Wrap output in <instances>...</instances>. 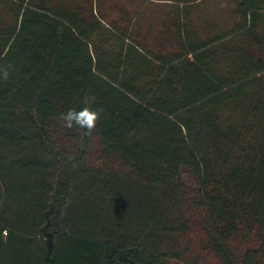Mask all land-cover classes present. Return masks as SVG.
<instances>
[{
  "label": "trees",
  "instance_id": "16d2710c",
  "mask_svg": "<svg viewBox=\"0 0 264 264\" xmlns=\"http://www.w3.org/2000/svg\"><path fill=\"white\" fill-rule=\"evenodd\" d=\"M231 4L206 32L173 4L153 33L149 0H0V246L264 264V0ZM84 107L95 128H67Z\"/></svg>",
  "mask_w": 264,
  "mask_h": 264
},
{
  "label": "rangeland",
  "instance_id": "374dc122",
  "mask_svg": "<svg viewBox=\"0 0 264 264\" xmlns=\"http://www.w3.org/2000/svg\"><path fill=\"white\" fill-rule=\"evenodd\" d=\"M200 4L201 5L198 7L200 14H197L198 16L200 15L201 20H198L197 23L202 25V28H204L205 32L206 29L209 28V21L213 19H216V22L222 24L223 26H229V24L231 23L230 18H232L233 13L231 0H205ZM172 10L173 9L171 8V5H168L167 8L162 7L159 8V10H155L154 14H163L162 16H164L166 13H170V11ZM192 12L193 9L191 8L190 13ZM162 21L163 20H161V22ZM165 22H168V20ZM146 23L149 24L148 22ZM153 23L156 24L157 22L153 21ZM6 231H3V241L6 240L9 235V231ZM199 235H197V239H199ZM37 242L41 243L40 239H38ZM22 245V242L20 243L18 240L13 239L11 244H4L0 246V264H21L24 261V253H26ZM208 259L209 261H213L211 257H209Z\"/></svg>",
  "mask_w": 264,
  "mask_h": 264
},
{
  "label": "crops",
  "instance_id": "0c3cea01",
  "mask_svg": "<svg viewBox=\"0 0 264 264\" xmlns=\"http://www.w3.org/2000/svg\"><path fill=\"white\" fill-rule=\"evenodd\" d=\"M202 1H205V0H149L150 2V10L147 11L143 17V28L145 30H148V31H152L153 33L158 31V30H161L162 29V26L165 25L164 22L169 20L170 19V14L169 13H166L164 16L160 15V14H154V11H153V5L152 4H157V5H161L160 8L162 7H166L168 5H180L181 7H184V6H192V9H193V12L188 14V16L197 24L199 25V23H197L198 20H201L200 18V15L198 16L199 13V6L201 5L200 3ZM198 13V14H197ZM161 20H163L161 22ZM154 22H157L156 24L153 23ZM146 22H148L149 24H147ZM154 24V26H153ZM153 33L151 34L150 36V41L152 42L153 41V37L155 38V36L153 35ZM152 44V43H151Z\"/></svg>",
  "mask_w": 264,
  "mask_h": 264
},
{
  "label": "clouds",
  "instance_id": "9594fccd",
  "mask_svg": "<svg viewBox=\"0 0 264 264\" xmlns=\"http://www.w3.org/2000/svg\"><path fill=\"white\" fill-rule=\"evenodd\" d=\"M7 76L8 73L4 72L5 79H7ZM89 99L94 101V97H90ZM99 115L98 111H94L89 107H84L79 111L76 109L68 110L63 114L62 119L65 121V126L67 128L71 129L76 126L90 133L95 128Z\"/></svg>",
  "mask_w": 264,
  "mask_h": 264
}]
</instances>
